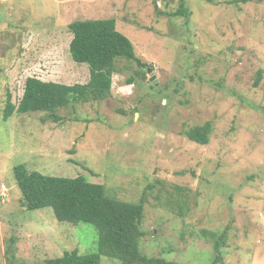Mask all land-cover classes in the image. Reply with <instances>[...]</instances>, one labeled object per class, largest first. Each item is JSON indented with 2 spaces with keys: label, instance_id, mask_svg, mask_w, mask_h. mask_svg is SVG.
Returning <instances> with one entry per match:
<instances>
[{
  "label": "rangeland",
  "instance_id": "374dc122",
  "mask_svg": "<svg viewBox=\"0 0 264 264\" xmlns=\"http://www.w3.org/2000/svg\"><path fill=\"white\" fill-rule=\"evenodd\" d=\"M186 6L188 18L173 15L179 0H0V264L98 246L94 225L23 206L19 164L84 175L142 202L146 255L211 264L213 243L201 230H226L219 264H264V0ZM105 18L138 57L117 61L107 99L60 108L58 122L45 112L3 118L7 90L18 103L28 76L88 82V65L70 56L69 24ZM207 121L205 145L182 133ZM100 264L122 263L102 256Z\"/></svg>",
  "mask_w": 264,
  "mask_h": 264
},
{
  "label": "trees",
  "instance_id": "16d2710c",
  "mask_svg": "<svg viewBox=\"0 0 264 264\" xmlns=\"http://www.w3.org/2000/svg\"><path fill=\"white\" fill-rule=\"evenodd\" d=\"M179 1L180 7L173 15L188 18L190 10L186 6V0ZM250 1L252 0H231L237 4ZM69 29L73 34L69 44L70 56L75 62L88 65V82L65 84L28 76L18 103L12 100V93L7 90L4 119L15 112H45L50 119L58 122L62 119L58 114L60 108L105 100L110 96L119 59L138 60L133 42L117 29L114 18L74 20L69 24ZM260 80L261 72L258 73L255 84ZM132 82L133 79L130 80ZM212 131V122L207 121L184 129L182 133L191 141L205 145L209 143ZM14 176L22 194L21 202L27 209L51 207L59 221L90 223L98 231L96 252L83 254L78 249H73L65 251L61 256L47 258L43 264H100L102 256L118 260L122 264H180L142 253V202L122 200L111 195L104 184L89 181L84 175H48L19 164L14 167ZM201 231L200 236L213 243L215 257L211 264H219L227 231ZM9 264L15 263L9 260Z\"/></svg>",
  "mask_w": 264,
  "mask_h": 264
},
{
  "label": "water",
  "instance_id": "95a60500",
  "mask_svg": "<svg viewBox=\"0 0 264 264\" xmlns=\"http://www.w3.org/2000/svg\"><path fill=\"white\" fill-rule=\"evenodd\" d=\"M146 70L151 74L150 82L155 83L156 76L154 75L152 68H150L149 66H146Z\"/></svg>",
  "mask_w": 264,
  "mask_h": 264
}]
</instances>
